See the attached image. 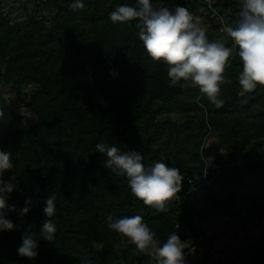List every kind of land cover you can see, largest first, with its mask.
<instances>
[{
    "label": "trees",
    "instance_id": "obj_1",
    "mask_svg": "<svg viewBox=\"0 0 264 264\" xmlns=\"http://www.w3.org/2000/svg\"><path fill=\"white\" fill-rule=\"evenodd\" d=\"M72 2L52 0L53 16L33 17L23 26L0 12V149L11 151L15 164L4 179L16 174L23 189L11 194L10 204L21 209L26 198L33 201L27 216L9 213L21 230L0 233V264H80L82 258L92 264H152L153 257L108 227L109 216L142 215L161 241L176 230L185 242L198 230L205 234L204 225L212 222L264 215V88L241 90L235 45L207 11L208 39L224 38L223 44L234 49L220 108L198 88L171 85L167 66L154 62L141 41L135 51L114 50L128 44L136 29L114 25L109 15L134 0H83V9ZM152 2L169 7V0ZM215 3L234 26L241 0ZM201 4L205 9L203 0H176L174 7L196 14ZM23 83L36 86L29 98L22 97ZM7 87L36 115L35 124L5 98ZM175 110L181 121L173 118ZM210 137L214 144L208 147ZM101 142L142 152L146 165L163 160L179 168L184 175L180 199L169 203L167 213L143 205L127 178L112 172L107 157L96 152ZM53 193L57 239L40 240L34 260L19 256L23 231L39 232L43 200ZM252 247L251 253L214 264H264V238ZM209 259L210 253L200 262Z\"/></svg>",
    "mask_w": 264,
    "mask_h": 264
},
{
    "label": "clouds",
    "instance_id": "obj_2",
    "mask_svg": "<svg viewBox=\"0 0 264 264\" xmlns=\"http://www.w3.org/2000/svg\"><path fill=\"white\" fill-rule=\"evenodd\" d=\"M71 7L83 9V0H73ZM109 19L114 25L135 27V35L150 58L167 66L171 85H191L216 108L223 106L221 84L234 49L210 41L199 19L187 8L175 6L170 10L154 6L152 0H134V4L118 5ZM222 31L231 38L235 55L241 62L242 70L237 77L241 90L253 92L258 86L264 88V0H241L234 26L225 24ZM3 116L0 110V117ZM95 147L96 152L107 157L106 164L112 172L127 178L132 195L143 205L158 213H167L169 203L180 199L178 194L184 175L179 168L169 167L163 160L146 165L142 152H122L115 144L101 142ZM14 167L13 153L0 149V233L20 231V227L8 218L9 213L25 217L33 207L31 198L25 199L21 209L9 203L14 191H23L16 174L4 179V174L13 172ZM43 203L45 220L39 232L24 230L21 246L17 249L19 256L29 260L39 255L40 240L53 244L57 239L58 228L52 219L57 212V196L53 193L44 198ZM108 227L126 238L137 251L153 257L156 264H186V243L181 241L176 230L161 241L139 214L122 218L109 216ZM80 264H92V261L82 258Z\"/></svg>",
    "mask_w": 264,
    "mask_h": 264
},
{
    "label": "rangeland",
    "instance_id": "obj_3",
    "mask_svg": "<svg viewBox=\"0 0 264 264\" xmlns=\"http://www.w3.org/2000/svg\"><path fill=\"white\" fill-rule=\"evenodd\" d=\"M43 1L50 3L52 0H0V12L8 17L11 23L23 26L33 17L50 18L56 13V8L51 3L46 5ZM58 1L63 2V0ZM159 6L161 5L159 4L157 7ZM191 13L199 19V22L204 28H208L209 20L207 19V14L202 4L196 14ZM218 42L224 43L225 39L220 38ZM21 89L22 97L29 98L35 91L36 86L32 83H23ZM4 93L5 98L13 102L16 111L24 116L26 121L32 124L37 122L36 115L17 98L15 91L11 87L5 88ZM171 114L175 120H182L181 115L176 110ZM213 139L214 137H210V140H208V147L213 146ZM204 228H206L204 234L205 245L212 254V260L210 262L195 260L190 262L188 259L186 260V264H214L217 259H232L238 255L251 253L254 249L252 245L264 238V215L258 213L247 214L238 220L227 222L215 221L208 227L204 225ZM155 263V259L152 260V264Z\"/></svg>",
    "mask_w": 264,
    "mask_h": 264
},
{
    "label": "built area",
    "instance_id": "obj_4",
    "mask_svg": "<svg viewBox=\"0 0 264 264\" xmlns=\"http://www.w3.org/2000/svg\"><path fill=\"white\" fill-rule=\"evenodd\" d=\"M203 2L205 4V10L218 26L219 33L222 35H227L222 31V27L227 24L226 16L225 14L220 12L218 7L216 6L215 0H203ZM185 243L186 260L189 259V256H193L195 261H203L206 255L210 253L209 249L205 245V236L201 232V230H198L197 236L191 239H187Z\"/></svg>",
    "mask_w": 264,
    "mask_h": 264
},
{
    "label": "water",
    "instance_id": "obj_5",
    "mask_svg": "<svg viewBox=\"0 0 264 264\" xmlns=\"http://www.w3.org/2000/svg\"><path fill=\"white\" fill-rule=\"evenodd\" d=\"M169 9L171 10L173 8V2L174 0H169ZM138 41V38L135 36L128 44H120L115 45L114 50H123L126 48H131L133 51H135L134 44Z\"/></svg>",
    "mask_w": 264,
    "mask_h": 264
},
{
    "label": "flooded vegetation",
    "instance_id": "obj_6",
    "mask_svg": "<svg viewBox=\"0 0 264 264\" xmlns=\"http://www.w3.org/2000/svg\"><path fill=\"white\" fill-rule=\"evenodd\" d=\"M176 0H174V2H175ZM174 2H173V7H174ZM169 4H170V2H169ZM159 4L158 3H156V7L158 6ZM159 7H161V6H159ZM169 8V7H168Z\"/></svg>",
    "mask_w": 264,
    "mask_h": 264
}]
</instances>
